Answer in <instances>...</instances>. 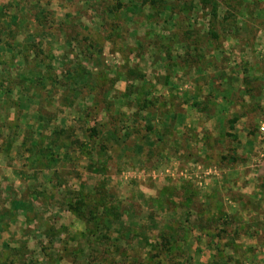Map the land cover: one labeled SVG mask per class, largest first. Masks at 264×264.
Returning <instances> with one entry per match:
<instances>
[{
  "label": "rangeland",
  "instance_id": "obj_1",
  "mask_svg": "<svg viewBox=\"0 0 264 264\" xmlns=\"http://www.w3.org/2000/svg\"><path fill=\"white\" fill-rule=\"evenodd\" d=\"M243 57L264 0H0V264H264V94L211 119Z\"/></svg>",
  "mask_w": 264,
  "mask_h": 264
},
{
  "label": "crops",
  "instance_id": "obj_2",
  "mask_svg": "<svg viewBox=\"0 0 264 264\" xmlns=\"http://www.w3.org/2000/svg\"><path fill=\"white\" fill-rule=\"evenodd\" d=\"M228 43H229V41H228ZM231 44H233V45L237 44V47L239 50H237L235 52H238L239 54L247 52L246 51L247 49H244V51H240V48L242 47V45L243 46L246 45V41L242 42L236 38H233ZM247 58H251V57H247ZM235 59H236L237 63H239L241 61V59H239V57L238 58L235 57ZM249 61H250V59L246 60V57L245 58L243 57L242 67L244 69L234 68V70H232L231 68H228V70H226L227 72L229 71V73H230L228 75V78H232V80L216 81V85L218 84V86H220V90L217 92L218 96L217 95L216 96L218 97L217 99H221L220 102H218V103L216 102V108H217V110H215L216 114L214 112H212V114H211V119L213 117H214V119H216V138L219 137V134L217 133V127H218L219 123H223V125H225V123L228 124V127L226 128V131H225L226 133L230 134V133L234 132V133H236V135H238V137H241V136H243L245 138L249 137V135L245 134L243 131V127L244 126L246 127L248 125V122L250 121L251 116L253 115V113H251V111H249V108H245V110H243L241 112H239L240 109H239V111L236 110V112L232 115L233 117H230L229 115L227 116V112H228V110L231 109V107L232 108L238 107V105L242 106V107L243 106L249 107V106L253 105L252 101H254V100H252V98L249 96H245L244 99L242 97H241V99H235V100L232 98V94H233L232 92H234L237 88L249 89L250 86H248V82H250V84H252V85H254V84L257 85V88L260 90V95L262 93L264 94V67H262L260 64L258 66V62H256L257 60H255L254 65H252L251 62H249ZM230 64L233 67V63H230ZM255 72H258V75H255L254 74ZM259 77L262 79V81H261V79L260 80L258 79ZM240 78H242V80L239 83ZM243 78H245V80H243ZM255 80H256V82H255ZM235 82H238V84L236 85ZM242 84L244 86H242ZM240 86H242V87H240ZM222 101H224V102H222ZM180 112L182 113L183 111H180ZM231 122H236V124L235 123L232 124ZM237 124H238V126H237ZM238 129H239V131H238ZM211 133H212V131H211ZM177 134H178V131H174V130L171 131V137H174ZM174 143L175 144L179 143V141L174 142ZM13 154H15L14 159L12 157ZM25 156H26V154L25 155H18L17 149H15V146H13V148L11 146L8 149V151H1L0 152L1 158L5 157L6 160L13 159L14 160V161L12 160L13 165L18 164V160H19V162L21 164L20 165L21 168H22V159ZM11 224H12V222H10L9 224H6V222H3V220H1V218H0V233L5 232V231H9Z\"/></svg>",
  "mask_w": 264,
  "mask_h": 264
},
{
  "label": "trees",
  "instance_id": "obj_3",
  "mask_svg": "<svg viewBox=\"0 0 264 264\" xmlns=\"http://www.w3.org/2000/svg\"><path fill=\"white\" fill-rule=\"evenodd\" d=\"M151 1V3H158L160 0H150ZM202 2L204 3V4H207L208 2H211V0H202ZM214 16H216L217 17V8H216V5H214ZM93 131H91V133H92ZM77 208V207H76ZM164 249H168V248H164Z\"/></svg>",
  "mask_w": 264,
  "mask_h": 264
},
{
  "label": "built area",
  "instance_id": "obj_4",
  "mask_svg": "<svg viewBox=\"0 0 264 264\" xmlns=\"http://www.w3.org/2000/svg\"><path fill=\"white\" fill-rule=\"evenodd\" d=\"M260 131H261V134L264 135V124H263V126H261Z\"/></svg>",
  "mask_w": 264,
  "mask_h": 264
}]
</instances>
